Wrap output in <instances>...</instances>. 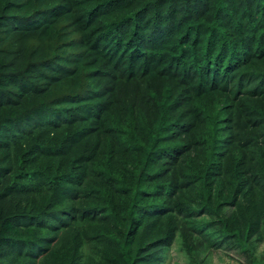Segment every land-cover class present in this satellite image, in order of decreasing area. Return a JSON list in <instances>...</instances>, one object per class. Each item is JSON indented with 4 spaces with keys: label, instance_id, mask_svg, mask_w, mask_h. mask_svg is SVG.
<instances>
[{
    "label": "trees",
    "instance_id": "obj_1",
    "mask_svg": "<svg viewBox=\"0 0 264 264\" xmlns=\"http://www.w3.org/2000/svg\"><path fill=\"white\" fill-rule=\"evenodd\" d=\"M264 264V0H0V264Z\"/></svg>",
    "mask_w": 264,
    "mask_h": 264
},
{
    "label": "rangeland",
    "instance_id": "obj_2",
    "mask_svg": "<svg viewBox=\"0 0 264 264\" xmlns=\"http://www.w3.org/2000/svg\"><path fill=\"white\" fill-rule=\"evenodd\" d=\"M264 243L259 246L258 251L261 252ZM195 259H189L182 250L179 249L177 242L166 251V256L162 264H248L245 254L238 252L229 247H202L199 254L195 255Z\"/></svg>",
    "mask_w": 264,
    "mask_h": 264
}]
</instances>
